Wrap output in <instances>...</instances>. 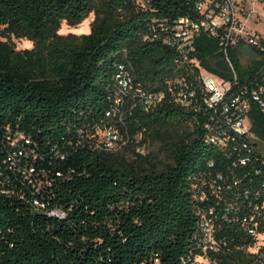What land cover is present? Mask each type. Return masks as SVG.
<instances>
[{
	"label": "trees",
	"instance_id": "obj_1",
	"mask_svg": "<svg viewBox=\"0 0 264 264\" xmlns=\"http://www.w3.org/2000/svg\"><path fill=\"white\" fill-rule=\"evenodd\" d=\"M193 14L185 0H0V264H192L203 253L198 211L215 206L194 198L201 181L239 179L241 190H260L250 202H263L258 159L234 166L237 154L207 140L200 71L230 79L213 65L221 44L200 32L196 66L161 39V20ZM64 22L90 32L65 34ZM14 38L33 47L18 49ZM257 52L245 65L231 50L235 91L264 83V49ZM122 61L136 87L164 98L149 111L130 99L120 120L107 112ZM181 81L196 91L197 107L176 101ZM243 96L264 140V111ZM108 123L126 141L122 152L89 147L95 126ZM148 139L159 154L137 152ZM216 236L226 245L209 251L214 264H261L249 251L257 239L239 223Z\"/></svg>",
	"mask_w": 264,
	"mask_h": 264
},
{
	"label": "built area",
	"instance_id": "obj_2",
	"mask_svg": "<svg viewBox=\"0 0 264 264\" xmlns=\"http://www.w3.org/2000/svg\"><path fill=\"white\" fill-rule=\"evenodd\" d=\"M147 7L152 0H138ZM192 4L195 14L179 17L173 23L161 20V39L174 48L183 61L190 65L199 66V62L190 56L196 51V37L200 32H205L218 41L223 48V59L226 61L231 75L224 79L219 75L202 68L200 84L203 89L202 103L210 111V120L206 124L207 140L220 148L226 154L235 153L239 156L240 166L250 163L252 158H257L256 174L264 171V150L259 141L251 136L252 121L250 119V101L243 92L264 111V83H259L249 92L247 89L235 91L238 85V74L231 50L237 51L240 47L248 46L257 55L262 46L263 35L248 26L245 11L241 6L244 0H185ZM256 15L264 22V0H256ZM157 38V34H154ZM147 38V37H146ZM175 90L176 101L183 107H197L196 91L185 82H179ZM112 105L107 112L108 118L122 119V111L130 99L139 101L144 110L149 111L163 100L164 94L156 93L136 87L134 69L130 62H119L111 83ZM89 139V147L93 150L120 151L126 144L114 125H97ZM143 148L138 147L137 152L143 154ZM213 166V163H211ZM241 181L236 179L228 182L222 174L210 183L205 180L196 186L194 198L197 201L212 200L215 206L208 209H199L200 231L196 236L203 253L197 255L192 264H201V259L209 264L215 260L209 256V251L220 252L226 241L217 237L218 229L225 223H239L247 234L255 237L257 242L249 247V251L258 254V260L264 264V233L260 231L264 225V200L260 203L250 202L252 194L260 198V190L252 192L249 189H240ZM261 189L264 191V181ZM243 210L246 213H243ZM54 214V213H53Z\"/></svg>",
	"mask_w": 264,
	"mask_h": 264
},
{
	"label": "rangeland",
	"instance_id": "obj_3",
	"mask_svg": "<svg viewBox=\"0 0 264 264\" xmlns=\"http://www.w3.org/2000/svg\"><path fill=\"white\" fill-rule=\"evenodd\" d=\"M256 0H244L241 4V6L243 7L244 11H245V19L246 21H248V26L250 28H252L253 30H257L261 35H263L264 37V22L262 21V19H260V16L256 15V12H254L253 10L256 9L255 6ZM95 15L93 14L91 16L92 19H90V24L93 22ZM82 24V23H81ZM81 24L78 25V29H71L69 28V25L64 22L63 23V27L65 30V34L69 33V32H75L77 34H83V33H89V31H84L81 29ZM71 27V26H70ZM70 30V31H67ZM16 44L18 49H25V48H32L33 43L31 42V44H27L25 42L26 39H13ZM29 40V39H27ZM248 46H244V47H240L238 53L240 56V61L242 64H250L252 62V60H254L253 58H251L250 56L245 54L244 49L247 48ZM250 48V47H249ZM253 126V125H252ZM251 136L255 139H257L262 147V149L264 150V140L259 138L252 130V134ZM143 138H138V141H142ZM160 144L152 141L151 139H148L142 149L143 154H148V153H154V154H159V150H160ZM124 149L120 150V152H122ZM131 154L130 152H128V155ZM201 264H209L207 261L201 259Z\"/></svg>",
	"mask_w": 264,
	"mask_h": 264
},
{
	"label": "water",
	"instance_id": "obj_4",
	"mask_svg": "<svg viewBox=\"0 0 264 264\" xmlns=\"http://www.w3.org/2000/svg\"><path fill=\"white\" fill-rule=\"evenodd\" d=\"M244 51H245V54L250 56L251 58H253V59H257L258 58V55L255 54L251 48L247 47V48L244 49ZM213 65L216 68H218V69H220V70H222L224 72L229 70V67H228L227 63H226V61L223 58L216 60L213 63Z\"/></svg>",
	"mask_w": 264,
	"mask_h": 264
}]
</instances>
